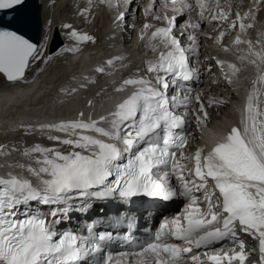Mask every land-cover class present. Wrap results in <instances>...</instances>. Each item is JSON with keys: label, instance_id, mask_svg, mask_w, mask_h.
<instances>
[{"label": "snow or ice", "instance_id": "obj_1", "mask_svg": "<svg viewBox=\"0 0 264 264\" xmlns=\"http://www.w3.org/2000/svg\"><path fill=\"white\" fill-rule=\"evenodd\" d=\"M134 2L86 0L77 14L87 19L94 8L106 7L113 13L115 38L117 32L135 29V23H128ZM158 2L149 0L144 7L146 22L138 33L145 46L157 53L156 58L146 60L143 68L119 82L114 91L128 94L107 115L85 119L80 112L76 119L38 125L22 122L14 129L25 136L39 132L54 142L51 146H28L19 140L0 143V158H12L0 167L13 169L0 175V264H246L251 253L241 233L256 241L251 251L258 252L256 264H264V33L255 38L247 35L256 26L264 0H255V7L247 11L231 2L222 5L220 0L211 5L209 0H166L162 14L156 11ZM25 3L0 0V11H15ZM185 12L200 20L219 21L237 32L231 46L223 44L225 31L219 33L217 43L224 52L233 47L241 52L238 62L205 58L215 60L228 85L238 82L244 66H252L256 73L239 124L191 155L185 153L190 147L187 129L193 101L199 105L195 111L198 128L206 127L210 114L202 93L193 95L191 86L201 75L197 35L201 23L189 20L182 29L178 27ZM62 28L76 41L64 51L78 52L80 44L95 43L93 35L71 23ZM47 42V36L38 45L19 30L0 27V74L8 82H27L26 70L43 57ZM241 45L246 47L240 49ZM51 59L49 55L45 62ZM126 60L117 55L94 71L111 75L108 69L117 62L129 68ZM85 80L95 82L91 77ZM64 91L73 95L79 89ZM227 103L210 100L207 106ZM17 152L27 162L16 160ZM142 197L164 202L182 198L187 203L182 212L164 218L134 251H110L116 240L131 244L132 235L99 231L95 220L83 231L61 230L63 221L74 213L88 212L93 201H121L115 215L118 225L125 205ZM40 206H50V211Z\"/></svg>", "mask_w": 264, "mask_h": 264}, {"label": "bare ground", "instance_id": "obj_2", "mask_svg": "<svg viewBox=\"0 0 264 264\" xmlns=\"http://www.w3.org/2000/svg\"><path fill=\"white\" fill-rule=\"evenodd\" d=\"M38 1L42 6V28L39 44H42L44 42V37H48L50 32L49 40L55 33L57 39L61 42V45H59L51 53L46 51V47L44 48L43 57L40 60L36 61V66H32V63H35L33 61L30 64L29 69L26 70L25 76L27 82H5L3 80V77L0 75L3 80H1L0 82V143H10L19 140L22 143H26L28 146L34 145L36 143L51 146L54 142L47 140L46 137L42 136L39 132H35L32 135L25 136L22 132L15 131L14 129H16L17 126L22 122L24 124L38 125L40 123H50L61 120L76 119L78 118V113L80 112H83L85 114V119H87L89 116L96 119L100 115H107L108 108L113 103L110 92L112 91L114 86L108 88L106 81L110 80L111 78H116L118 75L123 73H127L128 75L136 68H143L144 59L142 57V53L147 57L156 58L155 53H151L149 56L147 55L149 49L145 46L146 41H142L139 39L138 33L142 24L146 22V18L133 11L132 15L128 19V23H135V29L128 28L124 32H117L119 33L118 36L120 37V39L117 37V33H115V38H113L114 32L113 27H111L113 26V13L104 6L94 8L93 15L88 17L86 22L84 21L88 26L84 23L82 26V28L87 27V33L90 34L91 27L96 28L98 21L102 22L103 16L105 15V18L107 16V20H104L101 29L102 33L100 32V30H98V34L95 31V37L97 38L98 36H100V42H98L96 45L86 46L84 49H80V51L78 52L64 51V48H71L76 45V41L70 39L66 35L68 30L62 28V24L70 23L75 19V16L73 14L72 16L69 12L71 11V9L69 10L70 5L61 0L59 2H54L52 8H50L49 0ZM68 1L71 2L73 0H66V2ZM226 2H231L234 6L238 3V10L240 11H247L250 8L247 5L241 4L242 0H220V3L222 5ZM85 3L86 0H79V4L77 2V5L75 7H79L78 9H80L85 6ZM132 7L134 8V4ZM135 7L137 8V5H135ZM252 7H255V4L252 5L251 8ZM55 8H57L58 10L61 9L63 13L65 12V16L62 15L57 17ZM47 17L48 19H46ZM260 17H264V5H261L260 10L257 12V18ZM108 21L109 23H107ZM149 22L157 23L156 21ZM158 25L159 24H157V26ZM214 26L215 23L213 21L205 18L202 25V27L204 28V30H202V33H212L211 29ZM225 28L226 26L222 23L221 29ZM77 30L82 31L81 27ZM252 30L253 29L249 30L247 34L248 37L252 35ZM108 31H112V34L107 37L108 42L114 41V43H118L119 46L120 44H122V48H124L125 46V51L128 50L125 55L126 57H128V60H126L125 63H130V67L121 68L120 65H116L114 67V73L108 79H103L101 78L100 73L90 71L89 68H92L94 64H96V66H102V64H100L99 62L96 63L95 61H93L94 59H96V55L104 51L111 53L112 48L104 49V47L108 48L110 46L109 44H106V36L103 35V33H107ZM198 38L200 42V48H202L203 50L206 47L208 49H219L222 52L223 60L238 62L236 61V56L242 54L241 52H238L235 47H233L229 52H224L221 49L220 44H217L213 40L210 42V40L212 39L211 35L210 38H208L207 36H198ZM230 41L231 36L229 35L223 39V44L231 46L232 43ZM239 47L240 49H244L246 46L241 45ZM136 49L139 51V53H136ZM49 55L52 56V59L45 62V58ZM107 56L111 57L109 54ZM204 65L205 68H212L210 71H206L205 74L214 73V66L211 65V61L205 62ZM250 67L251 66L244 67L240 77L244 75H246L247 77L255 76V73H253L255 69H251ZM86 75L87 77L94 78L95 82H86ZM242 80L243 79H240L238 83L231 86L226 82L217 83L215 84V86H210L208 89L203 90L202 102L206 105V110L210 114V119L208 120L206 127H204L203 129L199 128V130H201L199 132L201 133L195 131L194 126L192 127V136H197L199 138V142L197 143L198 147L203 146V143H205L209 139H217V135L224 134L226 130H229L232 126H236L239 124L241 119V109L246 102L244 96L248 95L250 90V87L245 88V84L248 81ZM82 82H85L84 84H87L86 88L80 87ZM200 85L202 86V84ZM233 86H235V88H233ZM72 88H78L79 91H77L73 95H68L64 91L65 89L70 91ZM210 100H227L228 103L222 105L213 104L211 107H208L207 105ZM89 101L92 102L91 105L93 106H89ZM218 112L220 113L219 116L216 115ZM195 123L197 122L195 121ZM17 157L22 162H26V160L21 156L19 152L15 153V159ZM5 160H12V158H0V165H4ZM9 171H13V169H10L6 166L0 167V172L2 174H6ZM16 171L19 170L17 169ZM30 178L34 179L32 177ZM35 179L37 180V178ZM40 207L44 212H47L50 206ZM89 211L94 214L93 208H91ZM173 213L175 212H171V214ZM164 215L165 214H162L161 216ZM97 220L99 221V219Z\"/></svg>", "mask_w": 264, "mask_h": 264}, {"label": "water", "instance_id": "obj_3", "mask_svg": "<svg viewBox=\"0 0 264 264\" xmlns=\"http://www.w3.org/2000/svg\"><path fill=\"white\" fill-rule=\"evenodd\" d=\"M41 10L42 6L38 0H26V3L15 11H0V27L19 30L26 38L39 44L42 28ZM12 17H15V20ZM59 45L61 42L54 33L48 46V52H53ZM0 75L5 82H8L2 74Z\"/></svg>", "mask_w": 264, "mask_h": 264}, {"label": "rangeland", "instance_id": "obj_4", "mask_svg": "<svg viewBox=\"0 0 264 264\" xmlns=\"http://www.w3.org/2000/svg\"><path fill=\"white\" fill-rule=\"evenodd\" d=\"M50 1V8H52V6H53V4H54V2H59V1H61V0H49ZM63 1H65V3L67 4H69L70 5V8H69V10L71 9V11H69L70 13H71V15L73 14L74 16H75V19L72 21V22H70L76 29H78V28H80L81 27V29H82V31L83 32H87V30H88V28L86 27V28H82V26H83V23L85 24V25H87V23H85L86 21H87V19H85V18H83V17H81L80 15H78L77 13H78V11H79V7H75L76 5H74V4H76L77 2H78V4H79V0H73V1H71V2H66V0H63ZM71 3V4H70ZM74 7V8H73ZM49 8V9H50ZM56 9V16L58 17V16H62V15H64L65 16V12L63 13V11L61 10V9H57V8H55ZM60 12H62V13H60ZM48 15V14H47ZM72 15V16H73ZM67 16V15H66ZM77 16H78V18H77ZM81 18V19H80ZM46 19H48V17L46 18ZM77 20V21H76ZM104 20H107V16H106V18H105V15L103 16V19H102V22L101 21H98V24H97V27L96 28H92L91 27V33H90V35H93L94 37H95V34L97 33L98 34V30H100V32L102 33V31H101V29H102V26H103V23H104ZM48 21V20H47ZM85 21V22H84ZM88 26V25H87ZM85 29V30H84ZM51 30V29H50ZM81 31V32H82ZM95 31H96V33H95ZM118 34L119 33H117V37L120 39V37L118 36ZM100 35V34H99ZM49 37H50V32H49V36H48V42H49ZM60 38H61V36H60ZM97 39V40H96ZM62 40V39H61ZM63 41V40H62ZM48 42H47V45H48ZM98 42H100V36H98L97 38L95 37V43H91V42H88V43H86V44H80V49L82 50V49H84L86 46H90V45H96ZM65 45V44H64ZM63 45V46H64ZM62 46V47H63ZM61 47V48H62ZM46 51L48 52V48L46 47ZM46 53V52H45ZM35 63H32L33 65V67L34 66H36V61H34ZM46 69V68H45ZM44 69V70H45ZM49 69V68H48ZM44 70H42V71H44ZM42 73V72H41ZM38 74V73H37ZM1 80H2V78L0 77V82H1ZM3 81V80H2ZM233 88H235V86H233ZM234 92V91H233ZM79 105V104H78ZM91 106H93V105H91ZM219 112L216 114L217 116H219ZM194 126V128H195V131H197V132H199V131H201V130H199V128H198V126H197V123H194V124H192L191 125V128ZM199 133H201V132H199ZM193 142H195L196 141V139H193L192 140ZM16 160H20L18 157L16 158ZM27 162V161H26ZM32 178H34L35 179V177H32ZM34 179H32L33 180V182H35V183H38V180H36L35 179V181H34Z\"/></svg>", "mask_w": 264, "mask_h": 264}]
</instances>
